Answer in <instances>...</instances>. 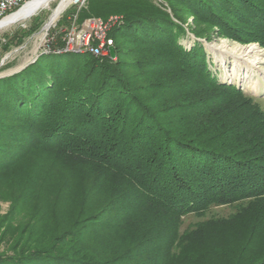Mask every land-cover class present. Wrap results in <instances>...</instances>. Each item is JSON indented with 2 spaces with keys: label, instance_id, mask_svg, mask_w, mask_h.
Wrapping results in <instances>:
<instances>
[{
  "label": "trees",
  "instance_id": "16d2710c",
  "mask_svg": "<svg viewBox=\"0 0 264 264\" xmlns=\"http://www.w3.org/2000/svg\"><path fill=\"white\" fill-rule=\"evenodd\" d=\"M76 16L117 18L115 59L51 51L0 79V264H264V115L180 43L237 21L264 45V0H88ZM214 205L236 215L182 230Z\"/></svg>",
  "mask_w": 264,
  "mask_h": 264
},
{
  "label": "rangeland",
  "instance_id": "374dc122",
  "mask_svg": "<svg viewBox=\"0 0 264 264\" xmlns=\"http://www.w3.org/2000/svg\"><path fill=\"white\" fill-rule=\"evenodd\" d=\"M83 1L84 0H69L65 12L44 32L43 27L49 19L52 9L58 5V1H53L49 7L38 11L30 18L0 29V79L12 76L24 70L28 64L30 65L34 63L41 55L50 53L51 48L58 50L60 42L65 41L66 33L71 30L74 25V27H76L78 26L77 24H82L76 19V13L78 12V9L82 7ZM75 19L77 20V24L74 22ZM108 21H110L111 25L109 29L110 31L116 21L111 20V18ZM192 21L193 18L190 16L189 22L192 23ZM237 23V21L230 22V25L226 26V29L215 26L212 32L213 38L209 40L208 43L206 40L198 42L199 38L191 32H188L185 36H183L180 43L187 51H191L200 43L204 48L209 69L217 78L218 82L238 87L240 84L237 83L238 80L245 84V78L249 79L248 76H254L255 71H253V67L259 69L261 72L254 76L255 79L264 81V45L259 41V37L248 36L249 30H251V27L248 24L238 26ZM230 27L235 28V31ZM253 29L256 30L255 28ZM251 47H256L255 50L259 52V57L262 59L260 61L261 63H250L255 60V56H257L255 55L256 53H251L249 56H242L241 61H233L234 54L232 52L237 51L238 49V52L241 54V50L250 49ZM124 58L127 62L133 60L131 56ZM135 59L136 58H134V60ZM250 65L253 67H250ZM24 66L26 67L24 68ZM245 66H248L251 69L246 70ZM238 69L240 71L239 76H235V70L238 72ZM233 76H235V78H233ZM245 88L247 89H244L243 91L246 95H249L248 98H250V100L248 104L251 106V109L257 113L261 112L264 115V95L257 94H263L264 87L257 88L256 91H251L248 87ZM11 206L12 203L10 201H0V215L6 216L10 211ZM236 210L235 206L214 205L203 215L189 214L183 219L182 230L184 231L192 228L198 222L203 223L208 220L216 221L221 218L230 219L233 215H236ZM238 220L239 219H237V222ZM237 222L235 220L231 223V225H228L231 230H235V227L240 225ZM203 225L205 226V224ZM213 238H215V236L210 237L208 241L211 243L215 242L213 241ZM232 242L233 244L238 243L235 236H233ZM6 250L7 245L5 241L0 239V253H4Z\"/></svg>",
  "mask_w": 264,
  "mask_h": 264
},
{
  "label": "built area",
  "instance_id": "2783aa9c",
  "mask_svg": "<svg viewBox=\"0 0 264 264\" xmlns=\"http://www.w3.org/2000/svg\"><path fill=\"white\" fill-rule=\"evenodd\" d=\"M33 0H0V22L6 18L18 13L28 3ZM88 0L82 3L86 5ZM77 19V18H76ZM74 20L75 24L77 20ZM111 20H117L112 17ZM12 25V24H11ZM72 27L66 33L65 37V51L73 52H91L94 55H109L110 46H114L113 38L109 37L110 21H106L99 17H89L82 24ZM238 83V82H237ZM240 90H244V86L238 85ZM247 89V88H246Z\"/></svg>",
  "mask_w": 264,
  "mask_h": 264
},
{
  "label": "bare ground",
  "instance_id": "6f19581e",
  "mask_svg": "<svg viewBox=\"0 0 264 264\" xmlns=\"http://www.w3.org/2000/svg\"><path fill=\"white\" fill-rule=\"evenodd\" d=\"M53 1H58V5L52 9L51 14L49 16V19L47 20V22L45 23V25L43 27V32L46 31L65 12L69 0H33L30 3H28L23 9H21L18 13L6 18L3 21H1L0 22V29L6 27L8 25H11V24L20 22L22 20H25L27 18H30L31 16H34L38 11H41V10L49 7ZM255 48L256 47H251L250 49L248 48V49H244V50L240 49L242 52L241 53L242 55L238 52V49H237V51L232 52L234 54L233 61H236V62L241 61L242 56H244V55L249 56L251 53H253V54L256 53L255 54V55H257V56H255L256 61L253 60L254 63L250 62V61L249 62L251 64L261 63L260 61L262 59L259 57V54H258L259 52L257 50H255ZM232 53H230V54H232ZM237 56H240V57H237ZM244 59H246V58H244ZM247 61H248V59H247ZM251 66L252 65H250V67ZM250 67L247 66L246 70L251 69ZM253 71H255L254 76L261 73L259 71V69L254 68V67H253ZM239 73H240L239 69H238V72L235 70L234 75L239 76ZM235 76H233V78H235ZM254 76L253 77L248 76L249 79L245 78V81H244L245 84L241 83L239 80L238 81L236 80V81L238 83H240L241 85H243V86L245 85V87L250 88L251 91H256L257 88L264 87V83H263L264 81H259L258 79H255Z\"/></svg>",
  "mask_w": 264,
  "mask_h": 264
},
{
  "label": "water",
  "instance_id": "95a60500",
  "mask_svg": "<svg viewBox=\"0 0 264 264\" xmlns=\"http://www.w3.org/2000/svg\"><path fill=\"white\" fill-rule=\"evenodd\" d=\"M170 11V10H169ZM201 40H203V41H205L206 40V42L208 43L209 42V40H207V39H205V38H199V41H201ZM202 42V41H201ZM65 47V46H64ZM64 47H59V49L58 50H55V48L53 49V48H51V51H54V52H66L64 49ZM109 50H110V55H111V57L112 58H115L116 57V49H115V46H110V48H109ZM35 61V60H34ZM29 65V64H28ZM27 66V65H26ZM26 66H24V68L26 67ZM23 69V68H22ZM22 69H20V70H22ZM19 70V71H20ZM242 86V85H241ZM245 88V87H244ZM246 89V88H245ZM257 94H259V95H264V93L263 94H260V93H257Z\"/></svg>",
  "mask_w": 264,
  "mask_h": 264
}]
</instances>
